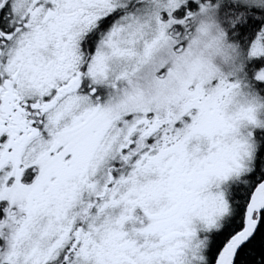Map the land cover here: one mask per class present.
<instances>
[{
	"label": "snow or ice",
	"instance_id": "1",
	"mask_svg": "<svg viewBox=\"0 0 264 264\" xmlns=\"http://www.w3.org/2000/svg\"><path fill=\"white\" fill-rule=\"evenodd\" d=\"M0 264H264V0H0Z\"/></svg>",
	"mask_w": 264,
	"mask_h": 264
}]
</instances>
